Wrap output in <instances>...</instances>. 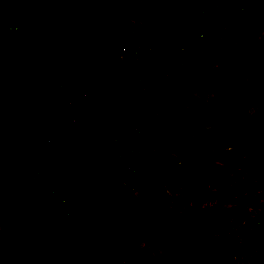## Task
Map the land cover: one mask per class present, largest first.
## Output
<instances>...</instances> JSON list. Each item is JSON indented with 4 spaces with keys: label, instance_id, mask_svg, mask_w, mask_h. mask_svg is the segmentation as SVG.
<instances>
[{
    "label": "rangeland",
    "instance_id": "rangeland-1",
    "mask_svg": "<svg viewBox=\"0 0 264 264\" xmlns=\"http://www.w3.org/2000/svg\"><path fill=\"white\" fill-rule=\"evenodd\" d=\"M2 1L4 4L0 8V104L7 105L12 112L19 114V119L13 123L10 115H5L0 110V220L5 223L6 232L10 233L8 237L19 231L21 239L24 240L21 245L22 251L26 257H33L36 252L32 242L44 233L46 239L52 241V249L58 247L61 252L60 255L54 256V264H172L171 257L174 252L173 248H170L173 243L168 250L165 249L162 224H153L144 214L122 213L121 209H114L112 206L118 204V199L114 196H106L99 191L93 198H88L68 185L59 187L54 184L45 170V164L68 166L60 157L66 150L61 151V148H58V152L53 148V134L44 129L30 131L26 128L28 113L26 111L29 105L26 98L29 87L33 86L45 71L58 70L65 64H71L84 71L85 67L82 68L84 65L75 61L76 54L72 53L71 47H75L78 52L93 50L95 42L92 31L77 33L75 31L77 26H73L67 34L47 36L42 30L56 25L53 12L55 6L52 2H50L52 6L49 7L39 0L34 2L17 0L11 9L14 10L11 16L5 18L4 15L11 3L8 4V0ZM126 1L134 2V5L119 3L112 5V19H125L131 23L145 21L148 23L149 32L155 29L160 31V27L172 24L169 9L164 5L159 3L144 5V9H141L137 5L144 0ZM168 1L176 9L180 7L181 0ZM64 15L68 19L76 17L74 3L69 4ZM173 17L181 18L178 14H173ZM185 23L189 24L187 21ZM69 39L70 45L67 44ZM119 47L121 46L117 45V48ZM60 48L66 50L61 52ZM159 65H163V61ZM59 72L46 76L45 79L49 81L48 90L40 96L36 104V112L44 118L53 120L62 118L57 112H53L54 105L52 108L46 107L52 103V101L48 103L47 96H54V102L58 101L55 94L61 89L53 88L52 83L56 78H62ZM201 89L203 91L201 94L189 93L187 101L181 98L180 94L168 97L166 103L161 101L160 98L164 99L165 89H160L154 98L152 96L149 98L151 104L157 105L156 114L150 116L152 125L158 123L157 119L163 113H168L170 109L173 111L172 115L168 113L169 117L165 118L164 126L157 134L154 132L156 127L153 126L154 130L146 128L143 121L130 114L127 115V120L124 118L117 122L119 125L90 121L85 116L89 105L85 104L77 120L72 121L71 115L65 121L62 120L68 126L79 122L84 124L83 127L77 128L78 131L64 128L66 138L62 143L63 150L67 149L65 143L69 139L78 145L73 164L79 166L84 173H88L95 183L99 180L100 174L89 168L95 171L122 169L128 174L124 185L132 188H136L134 179L148 174L149 171L154 173L153 171L161 168L163 162L169 163L170 152L175 153L176 158L184 155L183 161L175 159L176 162L185 163L192 159L193 168H206L214 178V183L210 184L207 180L202 183H205L207 189L214 191L238 185V174H248L249 178L241 192V201L247 204L248 217H244L245 220L242 222L246 223L252 218L251 208L258 207V196L264 198L262 193L254 194L256 190L259 191L260 186L258 188L257 185L262 182L258 183L257 179H264V176L259 173L255 163L249 161L247 151L236 135L227 134L217 123L214 114L218 113L225 121L231 122H236L242 115L235 114L237 110L229 109L227 104L219 107V104L216 105L209 99V95L202 87ZM145 101L144 99L142 103ZM172 102L176 104L173 108L170 106ZM236 104L239 105L238 102ZM145 111L146 114L153 112L148 105ZM129 120L132 124H129ZM87 122L91 123L90 127L87 126ZM90 128L92 131H89ZM10 163L23 169H34L35 177L31 182L14 188L10 180L12 172ZM150 179L151 182L154 180ZM45 184L49 185V188H46ZM150 191L146 198L133 202L137 201L139 208L146 209L149 215L161 210L174 212V220L180 223V232L183 231L180 250H183L186 256L191 254L195 260L201 256H212L213 252L218 251V245L227 252L237 248L233 246L240 235L236 229H225L226 239L223 241H214L209 237L212 232L219 230L218 216L215 217L207 211L185 218L182 215L184 208L187 207L195 212L196 208L204 209L210 206L216 210L229 209L230 204L217 202L214 198L199 197L196 194L185 195L179 188L164 189L162 192H155L153 189ZM148 198L149 205L146 204ZM163 199L173 204L168 206L162 202ZM239 219L240 217L236 221ZM234 220V217H231L227 223H234ZM235 224L236 222L233 226ZM199 231L206 236L199 238L197 234ZM29 261L30 258L26 259L17 254L9 241L3 246L0 245V264L3 262L28 264Z\"/></svg>",
    "mask_w": 264,
    "mask_h": 264
},
{
    "label": "trees",
    "instance_id": "trees-1",
    "mask_svg": "<svg viewBox=\"0 0 264 264\" xmlns=\"http://www.w3.org/2000/svg\"><path fill=\"white\" fill-rule=\"evenodd\" d=\"M39 1L46 3L49 7L52 6L50 4V2H52L55 6L53 12L55 13L56 25L52 26L50 29L45 27L42 30L45 35L51 37L60 36L65 31L69 30L72 20H69L68 17L64 15V13L71 3L75 4L76 19L82 20L87 17H92V19L98 21L112 19L113 15L111 6L114 4H118L121 2L130 6L134 5V2L126 0ZM16 2L17 0H13L11 2L7 13L4 15L5 18H9L11 16V13L14 11L11 9L14 7L13 4ZM158 3L164 5L167 9H169V11L176 10V8L172 6L168 0H144L137 6L141 9H144V5ZM180 3L181 4L178 8V12L185 13L186 21L191 25L190 27L192 29H195V27L197 26V28H200L203 31L204 39L207 41V50L216 51V46L213 44V34L209 31L207 26L202 24V19H199L201 0H181ZM56 6L58 10H56ZM227 17L228 18H220L224 23V26L226 27L229 23L228 19L230 18L229 16ZM142 22V20L136 23L135 21H132V23L130 21L129 24L135 28V26H139ZM160 28L162 31L171 30L173 28V25L170 24L167 27ZM114 35L115 38L108 39L109 44H112L114 48H117V46L115 45L117 43L113 44V42L118 41L119 38L120 46L121 42L129 41V39L121 37L117 31H115ZM94 49L78 52L80 56H88L89 54L90 56H92L93 54L92 58L90 59H78V63H84V71L78 70L71 64H65L58 70L52 69L45 71L43 74H41L39 80L36 81L33 86L29 87L26 98L27 102L29 103L26 111V113L28 112L26 115L27 130L32 131L44 129V131L53 134V141L54 135L63 133L64 128L66 130L68 126L67 123H64L62 120L44 118L38 112H36V104L39 101L40 96L45 91H47L49 87V81L45 79L47 75H55L60 71L59 73L62 75V77L70 79L71 82L72 80H74L80 88L84 89V91H91L96 86H100L111 80L114 81L115 85L120 91H123L127 87L130 77L129 71L132 62L129 61L128 58L125 59L124 56L123 59L118 58L117 54L113 52H98L100 50L96 49V51ZM4 66L9 70V67L6 64ZM180 85L181 87H183L182 82H180ZM71 87V85H66L62 86L60 89L64 90ZM159 88L160 87H155V89H153L152 91L156 92ZM206 92L209 95V99L216 103V95L210 89H207ZM186 95V92L183 90V93L180 94V97L187 101ZM135 96H127L125 103H123L119 107H115L109 102H105L102 99L98 100L99 97H96L94 99V102L90 103L88 108L86 109L85 116L90 121H100L101 119H103L110 123H117L123 120L128 114H130L131 116L137 117L141 121H143L144 127H149L152 129L153 126L156 127V129L153 130L156 134L159 133L161 128L164 126L165 118L169 117L168 113L172 115L173 111L169 108L170 111H168V113H163L161 117L157 119L158 123L156 125H152L150 116H152L153 113L154 115L156 114L157 105H153V103L151 104L149 98H151V96L154 98L155 95L148 94V96L144 98L146 101L143 103L142 101L144 99L140 100ZM96 101H98V103ZM262 104L264 105V99H262ZM146 105H148L153 112H149V114H146ZM216 105H218V103H216ZM170 106L172 108L175 107V102H172ZM253 108H257V105ZM0 110L3 111L5 115H10V119L13 121V123L17 121V118L19 119V114L15 111L12 112L11 109L5 104H0ZM214 115H216L215 119L217 120V123L225 130L227 134L236 135L237 139L246 149L249 161L254 162L259 173L264 176V156L262 155L260 150L261 132L259 131L258 127L254 125V123L249 124L242 119H239L236 122H231L225 121L223 118H221V116L218 115V113ZM60 146L61 145L58 146L53 144L52 147L57 151L58 148H61V151H67V149L63 150L64 146ZM176 156L177 155H175V153L170 152L171 161L169 163L163 162L161 163V168L157 171H153L154 173H150L151 171H149L148 174L145 173L142 176L134 179L136 188L127 187L124 185V180H126L128 174L122 169L95 171L92 168H89L91 171L95 173L99 172L100 174V178L96 183L93 181L92 177L88 176V173H84L79 169V166L76 167L72 164L64 167L58 166L55 163H46L45 170L48 176L51 178L52 182L59 187L68 185L74 190H79L80 193L88 198H93L94 194L99 191L106 196H114L118 199V204L115 207L112 206L114 209H121L122 213L132 212L135 214H144V216H148L150 218V222H152L153 224H162L164 228L162 238L165 249L168 250L170 248V244L173 243V246L170 248H173L174 252V255L171 257L172 264H229L227 263L229 253L225 248H222L219 245V253L217 255H214V253H212V256H201L197 260H195L191 254H188V256H186L183 253V250H180V243L183 241V231L182 233L180 232L181 225L174 220V212L161 210L160 212L154 211L152 212V215H149L148 212L146 213V209L144 210L139 208L137 201L133 202L134 200H141L143 198H146L147 194L149 195V193L151 192V189H153L155 192H162L164 189L172 190L174 188L182 189L185 195L196 194L199 197L214 198L217 202H226L230 204L229 209L216 210L212 208V206H210L204 209L196 208L195 212H193L190 207H187L184 208V211L182 213L184 218L190 216L191 214H202L206 211L211 212L215 217L218 216L217 221L219 230L212 232L209 237H211L214 241H223L226 239L224 230H229L233 226L235 221L240 217V215L244 213L245 208L242 205L241 192L244 190L243 186L249 178V175L240 173L238 174V185L235 184L234 186L216 189L214 191L213 189H207L205 187V183H202L206 180L210 184L214 183V178L206 168H193V166H191L192 159L187 160L188 162L185 163L176 162L177 160L184 159V155H181V157L178 156L177 158ZM10 168L12 170L10 180L14 188H17L20 184H27L31 182L36 174L34 169H23L22 167L14 163H10ZM122 177L124 178L122 179ZM150 178L154 180L151 182ZM45 187L49 188V185L45 184ZM162 202H165L168 206H171L173 204L172 202H169L165 199H163ZM258 202L262 207L263 202H261L260 200ZM146 204H150L149 198L146 201ZM231 217H234V223L228 224L227 221ZM8 234L10 233L6 232L5 223L0 220V245L3 246L5 242L9 241L12 245L13 250L17 254H20L23 258L26 259L30 258L28 264H54V256H58L61 253L58 247L52 249V241L46 239L45 234L42 233L32 242L36 254L33 257H26L25 253L21 249V245L24 243V240L21 239L22 236L20 235V232L15 231V233L12 234V237H8ZM197 234L199 238L206 236V234L202 233L201 231L197 232ZM240 251L241 250L239 249L230 256H240L241 254L238 253ZM3 264L7 263L3 262Z\"/></svg>",
    "mask_w": 264,
    "mask_h": 264
},
{
    "label": "crops",
    "instance_id": "crops-1",
    "mask_svg": "<svg viewBox=\"0 0 264 264\" xmlns=\"http://www.w3.org/2000/svg\"><path fill=\"white\" fill-rule=\"evenodd\" d=\"M12 1L8 0V4ZM223 2L222 14L214 13L207 21L201 20L202 24L207 26L213 34V44L216 46V51L207 50V41L204 39L203 31L197 26L192 29L190 24H186L185 13L178 12L179 9L169 11L173 25L171 30L158 31L155 29L149 32L148 23L144 21L135 28V33L129 38V41L121 42L119 48L112 47L108 42V39L115 36L111 28L113 19L105 21L91 18L80 20L76 17L69 19L72 20L69 31L73 26H77L75 29L77 33L92 31L95 50L115 54L121 51L124 57H128L129 61L132 62L129 82L123 91L117 88L113 80L96 86L91 91H84L72 80L71 88L55 94L58 98L57 102H54V96L46 97L48 103L52 101L46 107L52 108L54 105L53 112H57L58 116H62L59 118L65 121L71 113L61 108L60 104L68 98L74 99L78 109L83 110L85 107H82L85 104L93 103L96 97H99L98 100L102 99L115 107H119L125 103L127 96L136 95L135 97L141 100L148 94L155 95L160 89H165L164 99H160L166 103L168 97H176L177 94H182L183 90L187 97L192 92L201 94L203 93L202 87L205 91L210 89L216 95V103L219 104V107L227 104L229 109L239 111H236L235 114L240 113V116L242 115L241 118L238 117L240 120L242 119L249 124L254 123L258 127L261 132L260 150L264 156V114L256 116L253 112H249L253 111L254 106L262 105V99H264V0H223ZM2 4L4 3L0 0V8L3 6ZM173 14H178L181 18L174 19ZM227 16L230 18L226 27L220 18H228ZM199 19L202 18L199 17ZM106 21L109 23L107 24ZM190 28L194 33L193 40L185 42V30ZM64 33L67 34V31ZM176 38L180 40V51L175 49L174 41ZM67 44H71L70 39ZM141 45H144L145 48H142L144 46L141 47ZM71 48L72 53L77 55H75V61L82 59L76 48ZM60 50L63 52L66 49L60 48ZM68 51L70 52L69 49ZM92 56L89 54L85 59H90ZM161 61H163V65L160 66ZM202 66H207L210 69L213 73L212 79L200 71ZM158 73H163L165 79H157ZM234 78H237V81L232 84L231 80ZM180 82H182L183 87H181ZM155 87L160 88L153 92ZM233 92L238 95L239 105L232 100ZM90 124L87 122V126L90 127ZM83 125L79 122L76 125L67 126L66 130L78 131L77 128H81ZM89 131H92V128ZM257 181L258 183L262 181L257 185L258 188L260 186V192L256 190L254 194H264V179L258 178ZM259 200L263 202V206L261 207L258 202V207H252L250 212L252 218L246 223L242 222L245 220L244 217H248L247 204L245 201L242 202L245 208L244 213L231 227L233 230L236 229L235 231L240 235L237 236V241L233 243V246L237 248H234V251L228 250L227 263L229 264H264V198L260 195L257 201ZM237 249L243 251V254L231 257L230 255L238 251ZM213 253L217 255L219 247L218 251Z\"/></svg>",
    "mask_w": 264,
    "mask_h": 264
},
{
    "label": "built area",
    "instance_id": "built-area-1",
    "mask_svg": "<svg viewBox=\"0 0 264 264\" xmlns=\"http://www.w3.org/2000/svg\"><path fill=\"white\" fill-rule=\"evenodd\" d=\"M223 10H224V2H223V0H201V6H200V9H199V15L202 18V20L207 21L212 14L215 13V14L220 15V14H222ZM111 28H112V31L114 33H115V31H117L121 37L127 38V39L131 38L134 35V33H135L134 27L131 26L125 20L120 19V18L119 19H113V22L111 24ZM193 37H194L193 30L191 28L190 29H186L185 30V36H184L185 42L192 41ZM112 38H115V36L112 37ZM119 41H120V38L118 39V41H114L113 44L117 43V44H115L117 46V45H119ZM174 42H175V45H176L175 49L180 51L181 45H180L179 38H176ZM116 54H117L118 58L123 59V56H124L123 52L119 51ZM200 71L203 74L207 75L209 78H211V79L213 78V73L210 71V69L207 66H205V67L202 66L200 68ZM156 78L159 79V80L165 79V77H164V75L162 73H158L156 75ZM236 81L237 80L234 78V79L231 80V83L235 84ZM71 83L72 82L70 81V79H68L66 77H62V78H56L53 81L52 86L55 89H59L62 86L70 85ZM232 100L235 101V103L238 102V95H237L236 92H233ZM60 106H61V108L70 111V113H71L70 115L73 117V118H71L72 121L77 120L79 118L80 111H79V109L77 107V104H76L74 99H72V98L67 99V100L63 101ZM249 112L250 113L253 112L256 116H261V115L264 114V105L262 104V105H260L257 108H253V111L251 110ZM125 118L127 120V116ZM100 121L107 122V121H105L103 119H101ZM119 124L120 123H118L117 125H119ZM129 124H132V122L130 120H129ZM64 138H66V137H64V133L54 135L53 144L58 145V146L61 145L60 147H62V143L64 142ZM75 144H76L75 142H73L72 140L69 139L65 143V146H67L66 147L67 151L65 153H63V154L61 153V155H60L62 160L64 162H66L68 165H70V164L74 165L73 163L75 162L76 150L78 148V145H75Z\"/></svg>",
    "mask_w": 264,
    "mask_h": 264
}]
</instances>
